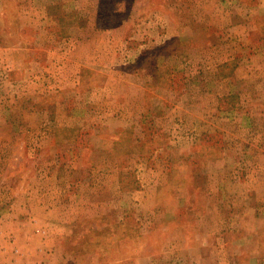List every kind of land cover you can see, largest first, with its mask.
I'll list each match as a JSON object with an SVG mask.
<instances>
[{
    "label": "rangeland",
    "instance_id": "1",
    "mask_svg": "<svg viewBox=\"0 0 264 264\" xmlns=\"http://www.w3.org/2000/svg\"><path fill=\"white\" fill-rule=\"evenodd\" d=\"M219 1L0 0V264H264V0Z\"/></svg>",
    "mask_w": 264,
    "mask_h": 264
},
{
    "label": "crops",
    "instance_id": "2",
    "mask_svg": "<svg viewBox=\"0 0 264 264\" xmlns=\"http://www.w3.org/2000/svg\"><path fill=\"white\" fill-rule=\"evenodd\" d=\"M221 2H223V0H221ZM220 1L219 0H215V5H214V8L212 9L211 11V14H213V18L215 21H208L207 23H200V22H196L197 25H199L200 27H202L201 30H204L203 33H206V30L207 28L210 27H213V29L215 30H219V31H224L225 30V27L222 26L220 20H219V17H220V9H223L224 7L221 6L220 4ZM171 4V3H170ZM220 7H223V8H220ZM209 14V18H210V15ZM242 23V22H241ZM229 25V28H227V30H236L235 28H242V24L240 25V23L238 24H228ZM173 25H170L167 23V28H172ZM175 29H179L180 32L182 33L183 30H186L188 27H191V26H186L185 23H178V24H175ZM173 27V28H174ZM237 31V30H236ZM225 61H228V62H235L236 64V68H235V71H237L240 66H239V59L237 58H234V59H225ZM252 72V71H251ZM254 76L253 72L250 74V71H246V74L245 75H241L240 77H244L245 80L247 79H251L252 77ZM231 77H237V72H234L231 74ZM247 82V81H246ZM244 109H246V114L244 115V117L241 119L242 123L245 125V126H248L250 127V130H254L255 129V126L257 125L258 121L263 117L264 118V115H262V111L264 112V106L263 105H259V104H248L247 107L244 106ZM258 110L260 111L258 113ZM247 114H250V115H247ZM256 116H259L258 118H255ZM254 117V118H253ZM264 135V134H263ZM261 137H263V141H264V136L261 135ZM259 149V148H257ZM261 154H264V149H263V153H262V149H261ZM39 232L41 230H38ZM42 232V231H41ZM46 232V231H44Z\"/></svg>",
    "mask_w": 264,
    "mask_h": 264
}]
</instances>
